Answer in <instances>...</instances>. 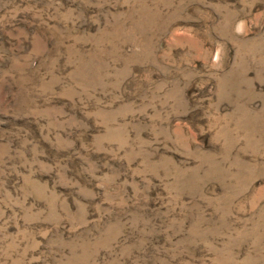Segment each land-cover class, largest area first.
<instances>
[{"label": "rangeland", "instance_id": "1", "mask_svg": "<svg viewBox=\"0 0 264 264\" xmlns=\"http://www.w3.org/2000/svg\"><path fill=\"white\" fill-rule=\"evenodd\" d=\"M0 264H264V0H0Z\"/></svg>", "mask_w": 264, "mask_h": 264}]
</instances>
